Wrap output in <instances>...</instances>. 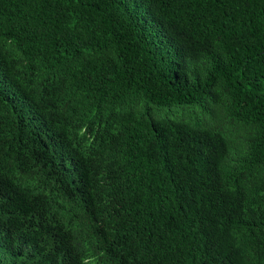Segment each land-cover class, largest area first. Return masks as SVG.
<instances>
[{"label": "trees", "instance_id": "trees-1", "mask_svg": "<svg viewBox=\"0 0 264 264\" xmlns=\"http://www.w3.org/2000/svg\"><path fill=\"white\" fill-rule=\"evenodd\" d=\"M0 264H264V0H0Z\"/></svg>", "mask_w": 264, "mask_h": 264}]
</instances>
